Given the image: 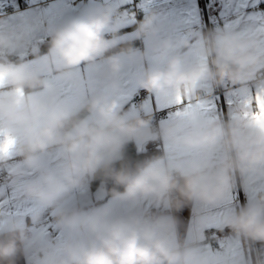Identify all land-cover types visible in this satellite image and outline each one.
Wrapping results in <instances>:
<instances>
[{"label":"clouds","instance_id":"1","mask_svg":"<svg viewBox=\"0 0 264 264\" xmlns=\"http://www.w3.org/2000/svg\"><path fill=\"white\" fill-rule=\"evenodd\" d=\"M121 20L113 7L100 3L66 15L47 24L44 54L24 29L0 34V123L16 135L15 152L24 169L35 173L18 185L19 198L51 208L53 223L66 234L59 245L40 243L19 220L6 218L0 264H18L21 258L34 264H216L215 257L200 254L194 244L180 239L173 213L186 206H215L235 186L238 174L264 177V130L250 127L239 115L226 122L211 119L181 133L174 122L154 126L151 116L122 113L115 98L125 60L143 66L154 57L163 66L152 63L137 77L149 94L163 97L172 90L187 102L209 99L226 82L241 88L264 83V51L257 39L225 29L197 33L196 44L206 62L190 66L188 54L179 49H191L192 44L161 37L164 20L156 13L145 16L131 37L119 34ZM133 40L143 41L145 48H135ZM26 54L34 56L38 66L30 67L21 58ZM81 65L91 68L99 86L66 102L46 75L77 83L74 74ZM205 81L212 85L208 96L199 87ZM16 89L24 93L19 104ZM157 140L199 156L126 159L129 143ZM53 152L59 153L56 166L46 167L43 157ZM8 168L7 159H0V169ZM13 177L16 181L23 176ZM94 181H99L98 191L136 210L88 207L70 196L73 189ZM141 201L168 211L139 210ZM193 213L202 226L200 209L193 207ZM31 220L33 225L42 223L38 213ZM219 227L245 242L264 244V191L224 216ZM221 264L245 261L239 257Z\"/></svg>","mask_w":264,"mask_h":264},{"label":"crops","instance_id":"2","mask_svg":"<svg viewBox=\"0 0 264 264\" xmlns=\"http://www.w3.org/2000/svg\"><path fill=\"white\" fill-rule=\"evenodd\" d=\"M30 0L27 3H22L21 0H0V34L15 32L24 29L28 32L30 39L35 43L40 53L47 52L49 41L46 26L49 19L56 13H62L56 20L63 18L66 15L79 14L85 7L92 4H107L116 10V14L121 16L122 27L120 35L129 36L134 33L138 19L134 12H119V8L125 5H132L134 0ZM144 15L156 13L158 17L164 20V28L161 30L160 36H171L175 40H188L193 46L196 45L197 33H207V18L210 24V30L225 29V25L241 19V24L237 31L243 28L258 24L259 19H264V0H137ZM253 18V19H250ZM106 38H111V33L105 34ZM141 40H133V46L137 45ZM140 50L145 48V43L142 41L141 47H136ZM191 49H179L180 54L189 53ZM189 65H198L193 57L189 56ZM29 63L30 67L38 66V61L31 54H26L21 57ZM98 63H102L98 61ZM153 61H147L142 67H148ZM88 66L81 65L78 69L81 75L87 76ZM136 65L126 64L122 73L120 91L115 98L121 106L124 114L144 115L152 113L154 110H164L165 116L160 122L167 121L169 114L174 111V108L161 107V100L157 94L143 103L137 105L135 98L141 89L137 82L138 75L135 74ZM46 78L55 83L54 75H46ZM260 83H249L246 88L235 86L229 88L224 84V92L220 93L219 87L215 88L211 93V97L207 100L212 101L214 108L206 113L205 119H217L229 121L232 119V114L238 110L239 102L244 98V89H251L253 92ZM200 89L205 96H208V89L212 85L205 81L201 82ZM231 102V103H230ZM141 106L143 109L141 110ZM135 143V142H134ZM149 143V142H148ZM148 143H135L139 152L149 151ZM160 155H169L163 142ZM156 150V151H157ZM53 152L51 154H55ZM156 156V157H157ZM8 166L21 164L20 158L13 149V154L7 159ZM7 177L0 180V203L9 200L13 190L20 182L27 179H33L32 176H25L14 181V177L8 174V169H5ZM264 191V177L256 176L254 173H249L244 176L239 174L236 177L235 186L225 195V198L215 206L195 205L186 206L183 209L173 213L179 221V236L180 239L189 244H194L197 251L209 258L220 257L225 261H235L239 257H243L245 264H257L258 260L264 261V244L256 242L251 244L237 238L233 234L220 239L218 242L221 245L219 250L211 241L207 239L206 230L219 227L224 216L230 212L239 211V209L249 202L255 200L257 195ZM98 188L93 191L91 183L87 186L73 189L70 196L84 203L88 207H112L119 211H135L136 208H130L126 202L116 201L107 197V194L98 195ZM139 210H149L156 212H167V209L153 208L147 201H141L137 206ZM193 207L200 209L204 223L199 226L194 221ZM28 209H34L32 212H27ZM4 211L12 213L11 216L0 217V220L6 218H15L22 220V223L32 231L33 228H39L45 223H52L51 208L43 207L36 201L21 200L5 205ZM16 212L27 213L22 217L15 215ZM42 217L41 225H33L31 217L35 214ZM52 242L59 235L58 229H50ZM3 229H0V234ZM199 233L202 238L195 239V234ZM18 264H34V262L26 261L21 258Z\"/></svg>","mask_w":264,"mask_h":264},{"label":"snow or ice","instance_id":"3","mask_svg":"<svg viewBox=\"0 0 264 264\" xmlns=\"http://www.w3.org/2000/svg\"><path fill=\"white\" fill-rule=\"evenodd\" d=\"M62 13H56L49 19V23L55 22L57 17ZM253 19V18H250ZM241 24V19L238 18L235 21L228 23L225 25V30L228 31H237ZM241 34L246 36H252L257 39L258 44L261 47V50L264 51V19H259L258 24H253L243 28L240 30ZM23 55V53H21ZM189 56L193 57L194 61L198 65H202L206 62V57L200 51V47L198 44L193 46L192 50L188 53ZM153 63L157 66L162 67L163 62L154 57L152 59ZM125 63L128 64L127 60ZM132 65V64H128ZM135 74L139 75V73L143 70L142 65L135 64ZM125 73H121L120 79L122 81V77ZM77 83H73L66 80H61L59 78H55V86L60 90L62 96L64 97L66 102L72 103L76 100V98L84 92L87 88H95L99 86V81L95 76V73L88 69L87 76L81 75L79 70L74 74ZM200 86V85H199ZM4 87V79L3 75L0 74V88ZM245 96L239 102L238 111L232 114V119H236L239 117L247 120L249 122L250 127H258L264 130V83H260V85L253 92L251 89H244ZM14 96L16 97V103L22 100L24 93L21 89H16ZM158 99L161 100V107L174 108L169 114V118L167 121H162V125L168 123H175L177 126L178 132H184L188 130L190 127H196L201 123H205L208 120L205 119L206 113L211 111L214 108V104L212 101L203 99V100H194L189 99L187 102L181 97L178 93L168 90L164 93L163 97L160 94H157ZM231 103V102H230ZM16 135L10 129H6L3 127L2 123H0V159H8L13 154V149L16 144ZM165 148L169 153L170 158H197L199 153L194 151H189L182 149L178 145L165 143ZM59 159V153L55 154H47L43 157V163L46 167L54 168ZM22 176H32L34 172L32 170L24 169L22 164H14L8 168V174L10 176L21 174ZM20 182L19 184H22ZM18 184V185H19ZM19 187L17 186L12 193V196L9 200H5L0 203V217L11 216L12 213H7L4 211L5 205L21 201ZM34 209H28L27 212H32ZM27 214L16 212L15 215L18 217H22ZM22 223V220H20ZM4 226V220H0V229ZM50 229H58L57 226L52 223H45L39 228H33L32 232L35 234L36 240L40 243L50 244L52 243V237L50 234ZM59 230V229H58ZM65 232L59 230V235L55 237V243L61 244L65 239ZM225 261L223 258L216 257V264H221V262Z\"/></svg>","mask_w":264,"mask_h":264},{"label":"built area","instance_id":"4","mask_svg":"<svg viewBox=\"0 0 264 264\" xmlns=\"http://www.w3.org/2000/svg\"><path fill=\"white\" fill-rule=\"evenodd\" d=\"M21 1H22V3H27L30 0H21ZM79 1L80 0H78L77 2H79ZM118 10H119V12H134L137 19H138V23L140 21H142L145 18V16L148 15V14L144 15V13L141 10L137 0H134V3L132 5L122 6ZM207 27H208V31H211L208 18H207ZM141 46H142V41H140L134 47L136 48V47H141ZM226 86H228L229 88L233 87V85H231L227 82H226ZM224 89H225L224 85L219 87V91L221 94H223ZM152 97H153V94H149L146 90L141 88L139 90V92L137 93V96L135 98V103L137 105H142L146 101L150 100ZM141 116L142 117L151 116L152 120H153V125L154 126H160V122L163 119V117L165 116V111L164 110H154L152 113L144 114ZM162 147H163V142L160 140H157L154 142H149L147 144L148 150L162 149ZM6 177H7L6 170L0 169V180H4V179H6ZM230 234H232V232L227 227H224L223 229H221L220 227H216V228H210V229L206 230L207 239L209 241H211L219 250L221 249V245L219 244L218 241L222 238L227 237Z\"/></svg>","mask_w":264,"mask_h":264},{"label":"trees","instance_id":"5","mask_svg":"<svg viewBox=\"0 0 264 264\" xmlns=\"http://www.w3.org/2000/svg\"><path fill=\"white\" fill-rule=\"evenodd\" d=\"M48 45V42H47ZM155 150H149L146 152H139L136 148V145L134 142L129 143L126 147L125 150V155H126V159L132 162L138 161V160H146V159H150V158H154L157 155H160V151H156ZM99 187V181H94L91 182V188L93 191H95L97 188ZM109 188L112 187L111 184L108 185ZM120 191H122L123 189H119ZM110 196L107 194V197Z\"/></svg>","mask_w":264,"mask_h":264},{"label":"rangeland","instance_id":"6","mask_svg":"<svg viewBox=\"0 0 264 264\" xmlns=\"http://www.w3.org/2000/svg\"><path fill=\"white\" fill-rule=\"evenodd\" d=\"M97 194H98V195H101V194H103V193H101L100 191H98Z\"/></svg>","mask_w":264,"mask_h":264}]
</instances>
